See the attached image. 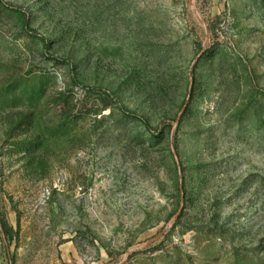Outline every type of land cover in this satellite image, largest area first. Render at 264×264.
Here are the masks:
<instances>
[{
  "label": "rangeland",
  "instance_id": "obj_1",
  "mask_svg": "<svg viewBox=\"0 0 264 264\" xmlns=\"http://www.w3.org/2000/svg\"><path fill=\"white\" fill-rule=\"evenodd\" d=\"M0 264H264V0H0Z\"/></svg>",
  "mask_w": 264,
  "mask_h": 264
},
{
  "label": "trees",
  "instance_id": "obj_2",
  "mask_svg": "<svg viewBox=\"0 0 264 264\" xmlns=\"http://www.w3.org/2000/svg\"><path fill=\"white\" fill-rule=\"evenodd\" d=\"M2 227H3V230L6 233V235L11 236L13 234V232H14L13 229L10 228L7 223L4 222Z\"/></svg>",
  "mask_w": 264,
  "mask_h": 264
}]
</instances>
